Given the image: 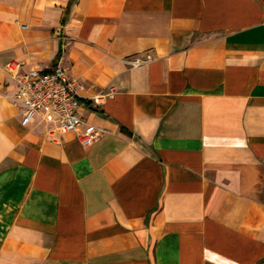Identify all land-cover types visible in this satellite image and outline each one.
Segmentation results:
<instances>
[{
  "label": "crops",
  "instance_id": "0c3cea01",
  "mask_svg": "<svg viewBox=\"0 0 264 264\" xmlns=\"http://www.w3.org/2000/svg\"><path fill=\"white\" fill-rule=\"evenodd\" d=\"M60 57L86 147L11 100ZM0 264H264V0H0Z\"/></svg>",
  "mask_w": 264,
  "mask_h": 264
},
{
  "label": "built area",
  "instance_id": "2783aa9c",
  "mask_svg": "<svg viewBox=\"0 0 264 264\" xmlns=\"http://www.w3.org/2000/svg\"><path fill=\"white\" fill-rule=\"evenodd\" d=\"M65 42L67 38L59 35ZM151 59L146 55L143 60L139 57L131 62L139 64ZM5 70L15 83V90L11 95L13 103L21 110L20 124L27 126L36 115L48 124L47 135L54 141L71 133L84 147L94 143L104 130L91 125L82 127L83 120L78 115L77 108L80 99L75 81L67 73L60 57L50 69L30 68L22 69V62L10 60Z\"/></svg>",
  "mask_w": 264,
  "mask_h": 264
}]
</instances>
